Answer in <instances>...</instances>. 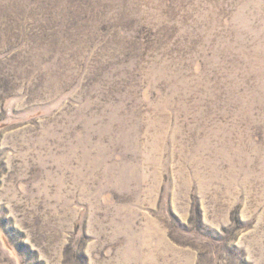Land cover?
Listing matches in <instances>:
<instances>
[{
	"label": "rangeland",
	"instance_id": "obj_1",
	"mask_svg": "<svg viewBox=\"0 0 264 264\" xmlns=\"http://www.w3.org/2000/svg\"><path fill=\"white\" fill-rule=\"evenodd\" d=\"M0 264H264V0H0Z\"/></svg>",
	"mask_w": 264,
	"mask_h": 264
}]
</instances>
